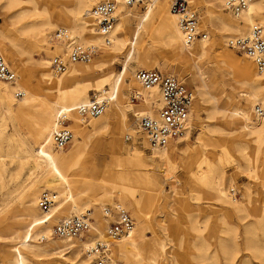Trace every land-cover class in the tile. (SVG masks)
<instances>
[{
    "label": "bare ground",
    "instance_id": "1",
    "mask_svg": "<svg viewBox=\"0 0 264 264\" xmlns=\"http://www.w3.org/2000/svg\"><path fill=\"white\" fill-rule=\"evenodd\" d=\"M2 1L5 12L13 9L14 12L7 17L9 22H6V26L0 27V53L5 61L10 58L17 60V58H21V54H24L27 59H24L22 63L26 65L33 60V51H36L39 55V60L34 61L38 87L48 93L50 97L47 99L37 94V89L30 86V81L24 74L25 71L19 70L17 66L12 69L6 61L16 78L13 83L0 81L13 86L8 89L11 91V97L3 94L0 95V100L5 103V113L13 114L23 134L29 136L28 139H31L35 149L33 154H27L32 160V169L25 191L36 190L29 195V208L17 216L23 221L19 230H24V245L34 257H46L52 262L61 260L62 264H93V261L87 256L86 250L93 244L94 239H105L104 232L110 223L109 221L103 226L104 228L101 227L100 212L102 214L106 206L99 196L103 194L107 199L116 198L118 206L111 209L115 214L121 210H128L135 215L137 223L141 225V228L135 231L133 222L130 234L112 243L111 257L114 260H117L115 257L120 258L124 264H165L164 248L166 244L158 234L154 236L152 243H147L144 234L146 227L141 224L143 217H149L150 207L155 203L158 194L154 184L147 176L148 165L143 159L144 151L133 146L135 130L126 127L127 135H122L119 125L117 123L113 125V132L110 134L107 144L104 145V149L110 154L109 165L99 164L95 157L87 156V154L93 153L97 135L109 130L112 118L115 119L114 122L120 120L126 125V122L129 121L126 112L129 110L134 113L135 118L152 117L157 111L159 99L157 90L153 89L150 92L143 90L135 79V73L130 71L127 60L117 79L111 82L116 75L113 66L123 56L126 46L130 44L126 25L129 24L130 19L137 20L136 7L118 5L116 19L108 35L111 42L106 45L103 38L96 33L92 18V7L96 0ZM168 1L154 0L143 6L146 12L142 23L149 19L150 21L157 20L158 24L149 29L142 24L136 29L135 41L132 45L138 51L136 59L138 70L158 69L173 75L159 66V62H162L166 68L170 65L174 66L177 75L174 76L183 83L182 74H192L197 68L204 76V88L206 89L205 93L202 91L200 93L206 94L207 100L213 102V105L208 108V116L210 118L220 116L221 118L219 124L213 127L212 135H224L228 136V139L232 138V140L226 141L227 145L224 143L221 145L220 155L228 157L231 150L238 153L249 164V168L244 172L250 175L264 192V70L259 72L254 67L257 72H253L247 64L237 66L234 63L238 73V80L235 81V84H238L243 90L234 93L235 87H233L229 94L219 92L212 75H206L203 71L204 58L209 56L215 46L213 39L215 35L212 29H207V26L216 27L224 37L249 36L252 29L258 26L263 28L264 37V15L261 16L264 13V1L246 0L245 10L237 15L231 14L229 17L224 14L226 0H206L207 12L200 21L198 16L197 25L205 35L191 43H185L179 27V16L170 11L171 3L167 8ZM187 1L189 5L196 8L199 0ZM29 15L37 16L38 22L23 23V20ZM11 26L17 28L18 34L12 31ZM43 29H48V33H44ZM52 29L55 31L65 30L73 43L83 47L98 48L99 54L89 60L90 62L71 63L63 73H55L50 69L53 58L50 47L60 49L57 54L64 50L67 51L68 47L52 42L55 32L53 31L52 34ZM244 29L248 30L247 34L244 33ZM207 35L209 36L207 37ZM154 36H157L160 41L155 42ZM232 39L227 41L226 46H229ZM148 42L150 45L147 44ZM5 46L9 47V54L6 53ZM249 60L253 64V61ZM101 70H106V73L91 80L89 87L94 94L89 100L75 80L78 76H91ZM125 78L129 79V83H126ZM197 89L199 90V88ZM123 91L132 93L131 102L122 101L121 93ZM192 94L193 103L189 115V129L183 137L169 142L161 149H151L145 137L136 127L148 149L151 150V153H155L154 157L165 165L166 174L172 172L173 164L179 158L176 153L177 148L173 144L178 143L181 139L187 145L185 156L181 158L182 165L188 161L189 150L194 149L196 143L202 147H209V155H214V150L211 148L214 146V142L206 136L204 131L199 134L195 144L189 143L188 135L192 128L190 125L194 118L200 120L198 111L193 115V104H195L193 90ZM15 97H21L16 101V108L13 107ZM132 97H135L136 101H133ZM219 97H223L220 105H218ZM92 100L105 101V110L98 117L84 120L76 112V109L89 104ZM258 107L262 109L261 115L256 113ZM60 115H64L66 122L62 123L58 120ZM65 126L73 132L72 139L68 143L69 148L66 151L56 148L52 141V134ZM73 134L75 139H73ZM129 137L132 138V145L128 150L125 148L124 139ZM245 137H249L251 142H246ZM122 153L128 159H133L128 163L131 170L123 168L122 156L124 155ZM202 162L207 169L206 171L200 169L196 180L192 179L190 164L186 163L189 188L191 191L193 187L204 188L215 201L229 205L237 213L243 212L246 214L244 218L248 216L254 218V222L244 228V251L248 255L241 258L240 264H252L251 258L264 264V204L260 206L257 215L248 214L251 203L248 199L244 201L242 197H235L232 180L229 181L227 188L223 186L222 174L224 173L220 162L209 158L208 160L203 159ZM195 164L197 163L195 162ZM42 170L43 174L39 179L35 177V172ZM85 174L88 179L85 178ZM129 182L139 183L143 188L141 190L133 189L125 184ZM176 185L177 183L173 181L171 187L175 190ZM43 188L55 191L57 194L53 192L56 194V200L47 213L43 214L38 208L42 214L39 217L35 206L37 204L38 207L39 196L42 192L37 198L36 193ZM87 210H91L93 221L90 223L91 231L85 241L82 238L64 239L54 235L53 227L50 226L51 221H49L51 217L55 216L61 221L80 217L86 214ZM47 221H49V225L45 224ZM222 222L226 223L224 220ZM5 225L10 226L14 223L7 221ZM176 225L177 223L173 220L164 222L167 231ZM189 228L191 231H195L193 225L190 224ZM19 230L16 229L14 233H18ZM227 231L230 233V239H222L220 242L223 264H236L235 259L238 254L236 229L228 228ZM182 239L179 248L190 253L193 250L188 245L190 240L187 241L185 235H182ZM194 251L196 253H192V258L196 262L195 264H218L215 252L208 254L204 244L195 247ZM181 256V252L173 253L176 262L180 260Z\"/></svg>",
    "mask_w": 264,
    "mask_h": 264
},
{
    "label": "rangeland",
    "instance_id": "2",
    "mask_svg": "<svg viewBox=\"0 0 264 264\" xmlns=\"http://www.w3.org/2000/svg\"><path fill=\"white\" fill-rule=\"evenodd\" d=\"M52 1L54 0H51V2ZM169 3H171L170 0L167 2V8H169ZM197 3L198 4L196 8H193L191 5L189 6L199 12L200 21V19L202 20L204 14L207 12L208 4L206 3V0H199ZM135 10H137V20L134 21L133 19H130L129 24L126 25L127 37L130 44L126 46L123 56H121L114 64L113 69L116 75L111 82L117 79L118 74L123 69L126 60L128 61V67L130 68V71L133 72V74L138 71V66L136 65L138 51L132 45L135 41L137 27L140 25L142 26L143 24V26L149 29L153 26L156 27L158 24L157 20L150 21L149 19L142 23V19L145 17V9L142 6H138ZM13 12L14 9L5 12L3 9V1L0 0V27L6 26V22H9L7 17ZM224 14L231 17V14L225 10ZM263 15L264 13L261 14V16ZM23 21V23L28 24L36 23L38 22V17L29 15ZM10 28L12 31L18 34L17 28L15 26H11ZM207 29L213 30L215 35V38H213L215 41V46L209 56L204 58L205 65L203 71L206 73V75H212V77L215 79L216 85L219 88V92L229 94L231 93V89L233 87H235L234 93L243 90V88H241L238 84H235V81L238 80V73L235 67L238 65L240 66L242 64H247L250 66V69L253 72L257 71L255 70L252 62L246 56L241 53H237L226 46L228 40L238 36L233 35L231 37H224L222 36L221 31L216 27L214 28L212 25L207 26ZM51 31L53 34L55 29H52ZM200 31L204 32L202 29ZM43 32L48 33V29H43ZM244 33L247 34L248 30L244 29ZM208 36L209 35H207V37ZM153 40L155 42L160 41L157 36H154ZM147 44L150 45L149 42ZM97 50V53H95L90 60L94 59L96 55L99 54L100 51L98 48ZM5 51L7 54H9V47L5 46ZM50 51L52 52V57H54L57 53H59L60 49L57 50L53 47H50ZM33 52V60L26 65L22 63L24 59H27V56L24 54H21V58H17V60L10 58V60L6 59V61L12 69L17 66L19 70L25 71L24 74L28 77L30 86L37 89V94L41 95L43 98L50 99L48 93L38 87L39 85L35 77L36 67L34 61L39 60V55L36 51ZM50 59L51 57L48 58L49 61ZM234 63L237 66L234 65ZM159 66H162L163 69H166L173 75L177 76L176 72L174 71V66L170 65V67L166 68L165 64L162 62H159ZM159 71L164 74L167 73L165 70ZM195 72L193 71L192 74H182L183 83L189 86L194 93L195 104H193V115H195V112L198 111L200 118V120L194 118L190 125L192 128L188 135L190 140L189 143L191 145L195 144L199 134L204 131L206 132V136L214 142V146L211 147L214 150V155H209V147H202L196 143L194 149L189 150V162L186 161L184 165H182L181 158L185 156L187 145L186 142L181 139L178 143L175 142L173 144L175 148H177L176 153L179 158L174 162L172 172L170 174H166L165 165H163L158 158L154 157L155 153H151V150L148 149L143 137L138 134L135 126L137 118H135L134 113L129 110L126 112V116L129 119V121L126 122V125H124V123L120 120L114 122L115 119L111 117L112 119L110 120L109 130L97 135V142L93 148V153L87 154V156L95 157L99 164L109 165L111 158L107 150L104 149V145L107 144L109 136L113 132V125L116 123L119 125L121 128L120 133L122 135H127V131L125 130L126 127L133 128L136 133V135L133 137V141L135 142H133V146L144 151L143 159L146 161V165H148V170L146 171L147 176L154 184L158 194L155 203H153V206L150 207L149 217H143L141 220V224L146 227L144 231L146 242L152 243L156 234H158L163 239V242L166 244L164 248L165 264H195L196 262L192 258V255L196 253L194 248L203 246V244L205 246L206 252L208 254H213L215 252L216 256L218 257V264H223V256L222 252L220 251V242L222 239H230V233L227 231L228 228H235L236 235L238 237V254L236 255L235 263L240 264L241 258L248 255V253L244 251V228L253 223L254 218L252 216L244 218L246 214L243 212L237 213L229 205L215 201L204 188L193 187L191 191L189 188V176L187 175L185 165L186 163L188 165L190 164V170L192 171L191 177L192 179L196 180L201 171L200 169L203 171H206L207 169L206 165L202 162L203 159L208 160L209 158L210 160L219 161L224 173L222 174L223 186L227 188L229 181L232 180V188L234 189L235 193H237L235 197H242L244 201L247 199L250 201L251 207L249 208L250 212L248 213L250 215L258 214L260 206L264 204V192L260 186L254 182L253 178L244 172L249 168V164L243 160L238 153H235L231 150L228 153V157L220 155L221 145L223 143L227 145L226 141L232 140V138L228 139V136L224 135H214L215 137L212 135L213 127L219 124L221 118L220 116H215L212 118L208 116V108L213 105V102L207 100L206 94L203 95L200 93V91L204 93L206 91L204 88V76L201 75V72L198 71L197 68ZM105 73L106 70H101L98 71L97 74H93L91 76H78L75 80L89 100L92 99V95L94 94L92 89L89 87L91 80L96 78L98 75H104ZM125 81L126 83H129L128 78H125ZM12 87V85H7L6 83L0 82V95L4 94L11 97V91L8 89ZM197 88H199V90ZM131 94V92L123 91L121 93L122 101L131 102ZM20 98L21 97L14 98V108L17 106L16 101ZM222 100L223 97H219L218 105L222 103ZM242 102L244 103V101ZM28 137V135L23 134L20 125L13 114L7 112L5 113V103L4 101L0 100V264H62L63 262H61V260L52 262L46 257H34L24 245V230H19L22 227L21 223L23 221H21V219L17 216H20L25 210L29 208V195L33 194L36 190L33 189L32 191H25L26 184L28 182L27 179L32 169V160L27 156V154H33L35 152L32 141L30 138L28 139ZM73 139H75L74 134ZM131 139L132 138L130 137L128 139H124L125 148H128V150L132 145ZM244 140L249 142L250 138L245 137ZM68 148L69 145L61 150L66 151ZM122 155H124V153H122ZM122 159L124 163L123 168L126 170H131L129 169L128 163L133 159L130 160L125 155L122 156ZM195 162L197 164H195ZM197 166H199V168H197ZM42 174L43 170L39 172L36 171L35 177H38L39 179ZM139 177L141 178L142 175L140 174ZM85 178L88 179V176ZM138 181L140 182V180ZM173 181L177 183L175 190L171 187ZM125 184L129 187H133V189L141 190L143 188V186H141L139 183L129 182ZM45 190L48 191V189L45 188L38 190L36 193V198L39 196V193ZM49 191L55 192L52 190ZM55 193L57 194V192ZM230 193L232 194V192ZM99 198L104 201V206H108L110 209H113L112 207L114 206H118L116 198L107 199L103 194H100ZM35 209L38 216L41 217L42 214L38 209L37 204ZM126 211L129 213L134 222V230H139L141 225L137 223L138 221L135 215L128 210ZM87 212H89L91 215V210H87ZM100 217L102 228H104L103 226H105L109 221L113 220V218H109V220L105 221L102 218L101 212ZM59 220L60 219H57L55 216L51 217V219H49V221H51L50 226L54 227ZM170 220L175 221L177 225L167 231L164 227V222H169ZM222 220H224L226 223H223ZM7 221L14 223V225L6 226L5 222ZM49 221H47L45 224L49 225ZM190 224L195 227V231L190 230ZM16 229L19 230L18 233H14ZM182 235H185L187 241L190 240L188 245H190L189 247L193 249L190 251V253L186 252L185 249L179 248V245L183 240ZM85 238H87V236L82 238L83 241H85ZM174 252L182 253V256L178 262H176L173 258ZM115 258L121 264H124L120 258ZM251 262L252 264H260L258 260H254L253 258H251Z\"/></svg>",
    "mask_w": 264,
    "mask_h": 264
},
{
    "label": "built area",
    "instance_id": "3",
    "mask_svg": "<svg viewBox=\"0 0 264 264\" xmlns=\"http://www.w3.org/2000/svg\"><path fill=\"white\" fill-rule=\"evenodd\" d=\"M153 1L96 0L92 7L96 33L103 38L106 45H109L111 41L108 35L115 22L118 5L143 7ZM224 6L227 12L237 15L245 10L246 0H226ZM170 11L179 16V27L185 43H191L205 35L197 27L199 12L192 9L186 0H172ZM52 42L68 47L67 51L64 50L51 59V69L57 74L63 73L71 63L89 61L98 51L92 46L83 47L73 43L65 30L55 31ZM228 47L251 59L257 71L264 70V37L260 27H254L249 36L232 39ZM15 78V74L0 53V81L13 83ZM135 79L143 90L150 92L156 89L159 94L156 114L152 117H138L135 122V126L145 137L149 147L161 149L169 142L183 137L189 129V115L193 103L192 89L174 75L164 74L158 69L138 70L135 73ZM132 100L136 101V98L132 97ZM105 107V101L92 100L87 105L79 106L76 112L87 120L100 116ZM256 113L261 115L262 109L258 107ZM58 120L62 123L66 122L64 115H60ZM71 139L72 132L66 126L52 134V141L58 149L65 148ZM233 194L237 195L235 192ZM55 200V193L44 191L39 196L38 208L45 214ZM102 218L104 220L113 218L104 232L105 239H94L93 244L86 250V254L93 264H121L111 257L110 248L117 239L130 234L133 229V220L128 212L121 210L115 214L108 206L102 211ZM92 221L93 218L89 212L80 217L63 219L53 227V233L64 239L83 238L91 231Z\"/></svg>",
    "mask_w": 264,
    "mask_h": 264
}]
</instances>
